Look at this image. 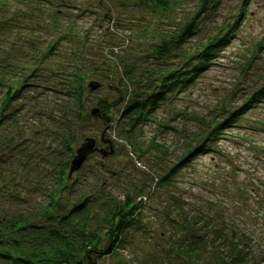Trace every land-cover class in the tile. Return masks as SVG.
<instances>
[{
  "label": "rangeland",
  "instance_id": "374dc122",
  "mask_svg": "<svg viewBox=\"0 0 264 264\" xmlns=\"http://www.w3.org/2000/svg\"><path fill=\"white\" fill-rule=\"evenodd\" d=\"M169 1L170 9L156 14L149 0H0V70H5L0 75H33L25 90L28 95L20 101L28 108L20 117L21 126H12L14 133L7 139L9 129H0V146L7 147H0V181L6 179L0 184V220L19 213L41 217L47 207L53 172L69 154L57 119L63 117L56 109L62 98L42 87L64 88L59 72L71 77L70 72L78 70L86 76L81 120L76 125L71 112L65 114L77 130L72 154L86 137L105 149L103 134L112 141L114 153L103 157L94 150L72 173L57 214L87 196L93 207L101 201L114 207L125 192L136 197L138 206L113 253H107L110 236H101L95 250L102 253L89 256L87 262L225 264L236 257L242 259L240 264H264V96L251 103L234 126L211 133L215 122L264 87V0H210L198 15L197 34L181 51L199 53L210 39L227 32L232 36L217 47L211 65L189 86L167 94L153 121L142 127L140 150L123 140V108L154 86L147 72L157 73L160 62L196 59L184 61L173 54L160 61L152 55L156 34L170 33L194 17L201 2ZM244 3L245 15L239 19ZM51 44L57 50L47 55ZM41 51L46 58L37 66L38 60L31 59ZM92 80L101 87L87 90ZM118 98L120 102L107 110L100 105ZM96 107L102 116L90 114ZM41 111L56 118L42 116ZM22 131L29 134L26 140ZM206 136L214 139L207 143L211 151L185 158L184 152ZM179 162L169 184L158 186ZM94 214L99 222L91 231L103 235L109 214L99 209ZM75 249V259L81 260L82 246Z\"/></svg>",
  "mask_w": 264,
  "mask_h": 264
},
{
  "label": "trees",
  "instance_id": "16d2710c",
  "mask_svg": "<svg viewBox=\"0 0 264 264\" xmlns=\"http://www.w3.org/2000/svg\"><path fill=\"white\" fill-rule=\"evenodd\" d=\"M149 1L153 12L156 14H163V12H167L170 9L171 2L169 0ZM209 3L210 0H201L200 8L194 17L178 24L175 30L170 33L161 32V35L156 34V36H158V41L157 44L153 45L152 55L157 60L163 61L166 58H170L173 54L174 57L177 58L185 57L184 61L193 58L196 59L182 63L181 60L178 59L174 61L176 62L175 64L174 62L166 61L162 63L159 61L160 64L156 65L158 68L157 73L152 70L147 72L148 77L146 78L153 80V88L151 87V89H148L149 92L146 93L145 96H135L123 108L121 113V119H124L123 131L125 134L123 140L135 151H137V149L140 150L142 142H140L141 140H139L138 137H141L140 134H142L143 125L153 121L155 118L154 112L165 102L167 94L175 91V89L183 90L189 86L202 70L211 65L217 47L222 45L224 41L227 42L232 36L229 34L230 32H227L218 36V38L210 39L208 43L200 47L199 53L194 52L190 54L189 52L181 51L188 39L197 34L198 15L202 13ZM244 8L245 3L240 10L239 19L245 15ZM47 48V55L54 49L57 50L54 44L49 45ZM39 53L34 54L31 59V62H37L38 60L37 66L39 64L42 65L44 63L43 60L46 58V54L43 56L44 52L41 54ZM178 62L180 65H177ZM188 63L191 65L189 69H187L186 66ZM3 64L8 63L5 62ZM71 65L77 70V64L75 62ZM0 71L5 70L1 69ZM127 71L130 72L131 69H127ZM70 73L71 77L65 71L59 72L61 79L66 81L64 88H54L51 86L42 87L43 90L53 91L52 93L55 94L56 97L60 96L62 98V101L58 103L61 104L56 109L59 113L58 115H62L63 117L59 118L58 116L57 119L61 120L62 129H64V131L60 138L67 148L69 155L57 165L56 170L53 172L54 185L50 187L47 193L49 202L47 207L43 209L44 212L41 214V217L32 215L25 216L19 213L12 217H10L11 215L9 214L5 215L4 220H0V264H89V262H87L90 259L89 256L102 253L95 250L97 245L101 242V236H110L111 242L107 247V253H113L114 248L120 241L119 238L121 233L131 219H133L135 211L138 210V206L134 205L136 197L132 196L131 192H125L123 201L119 204H115L114 207L106 206L102 201L93 207L90 203V197L87 196V198L77 202L68 211H62L57 214L61 195L67 189V185H69L67 184L68 181L72 179V177L68 179V171L73 156L72 146L77 141V130L75 127L81 120V113L84 110L83 98L85 95L84 82L86 76L83 77V75L79 74L78 70ZM32 77L33 75L23 71L11 77H2V75H0V88H2L0 94V129L3 127L9 129L4 139L12 137L14 133L11 129L12 126H21L20 117L23 112L26 113L28 108L25 109L24 104L20 103V101L23 99L24 95H28L25 90L26 87H31L29 80ZM90 82L92 81H89V83ZM88 84L86 88L90 91ZM34 86L37 87V84ZM263 96L264 87L260 88L245 105L230 111L222 120L217 123L215 122L211 133H221L224 129L234 126L238 120L241 119V113L250 107L251 103L259 101ZM119 102L120 98L114 100L113 103L101 101L100 105H103V108L107 110L110 107L116 106ZM13 105H18L16 111L12 109ZM68 111L71 112L72 117H75L76 125L74 123V126L72 122H70V119L65 117ZM40 113L42 116L46 115L50 119L53 117V114L48 111H41ZM53 118H56V116ZM19 134L24 136V140H26L28 137L27 135H29L23 131ZM211 140L214 141V139H210L209 136H206L196 147L191 149L188 148L184 152V157H191L197 152L206 153L207 151H211V146L207 144ZM0 147L4 149L7 148L4 146ZM7 151L9 153V149H7ZM1 156L5 157L3 151L1 152ZM184 161L185 160H182V162ZM182 162L174 164L167 173V176H162L158 180L157 185H168L169 182L167 181L179 170ZM24 168L27 167L24 166ZM5 181L6 179L3 177L0 184H4ZM141 192V189L137 190V194ZM95 209L109 214V217L104 222L105 225H109V228L103 235L91 231L92 225L96 227L99 222V217L94 214ZM75 245H80L83 248L82 253H84V256L81 260L75 259ZM190 250H195V247H191ZM192 255L195 256L196 253ZM238 260L242 259L233 257L225 264H240Z\"/></svg>",
  "mask_w": 264,
  "mask_h": 264
},
{
  "label": "water",
  "instance_id": "95a60500",
  "mask_svg": "<svg viewBox=\"0 0 264 264\" xmlns=\"http://www.w3.org/2000/svg\"><path fill=\"white\" fill-rule=\"evenodd\" d=\"M88 86L90 90H95L99 88L101 85L98 82L92 81L88 84ZM90 114L95 117L102 116L101 109L97 107L92 109ZM106 121L108 122L109 119H106ZM102 142L107 144V147L105 149L97 148L96 140L92 137H87L83 140V142L76 149L75 154L73 155L71 159L70 167L68 171V179L72 177L73 172L78 170L83 165L84 161L94 150H98V152H100L103 157L112 155L114 153L112 141L109 139H106L104 137V134L102 135Z\"/></svg>",
  "mask_w": 264,
  "mask_h": 264
}]
</instances>
